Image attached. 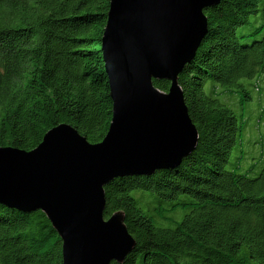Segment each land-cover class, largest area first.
I'll use <instances>...</instances> for the list:
<instances>
[{"label": "trees", "instance_id": "trees-1", "mask_svg": "<svg viewBox=\"0 0 264 264\" xmlns=\"http://www.w3.org/2000/svg\"><path fill=\"white\" fill-rule=\"evenodd\" d=\"M109 3L0 0V148L30 151L60 124L91 144L103 139L112 109L100 50ZM204 13L207 32L178 75L195 150L174 168L104 186V218L123 212L136 242L122 264H264V131L252 149L258 172L230 162L243 133L233 94L248 103L257 89L264 117V21L251 37L237 31L264 18V0H221ZM153 85L169 89L165 80ZM180 210L188 212L168 227ZM0 264H62L41 211L0 204Z\"/></svg>", "mask_w": 264, "mask_h": 264}, {"label": "water", "instance_id": "water-1", "mask_svg": "<svg viewBox=\"0 0 264 264\" xmlns=\"http://www.w3.org/2000/svg\"><path fill=\"white\" fill-rule=\"evenodd\" d=\"M220 1L110 0L100 47L112 103L103 139L91 144L60 124L30 151L0 148V204L41 211L62 264H122L136 242L123 212L104 218V186L174 168L195 150L178 75L207 32L204 11Z\"/></svg>", "mask_w": 264, "mask_h": 264}, {"label": "rangeland", "instance_id": "rangeland-1", "mask_svg": "<svg viewBox=\"0 0 264 264\" xmlns=\"http://www.w3.org/2000/svg\"><path fill=\"white\" fill-rule=\"evenodd\" d=\"M262 7V5H260ZM260 7V8H261ZM264 21V18L259 17L254 23L251 21L249 24L238 27L237 31L241 32L245 35H251L253 34L254 26L257 24H260ZM255 81V80H254ZM242 83H247L246 80H242ZM256 88V86H255ZM252 100L248 103L241 102L239 104V98L234 93L233 96L236 99V114L237 116L240 115L241 124H243V133L240 138V144H237L236 147L232 150L230 154V162L234 161L237 157L238 160H240V172L244 174H255L260 169V163L255 164V168L252 169V162L254 161L253 158H256L258 155H254L255 151L252 152V149L254 146L260 147V138L263 135L264 131V117L261 114V110L257 101V96L259 95V92L257 89H252ZM249 132L251 135H246V133ZM242 156V157H241ZM258 159V158H257ZM251 170V171H249ZM249 171V173H247ZM188 212V210L182 211L180 210L176 216L173 217L172 221H170L167 226L173 227L174 222L180 221L183 216ZM174 221V222H173ZM164 225V224H163Z\"/></svg>", "mask_w": 264, "mask_h": 264}]
</instances>
